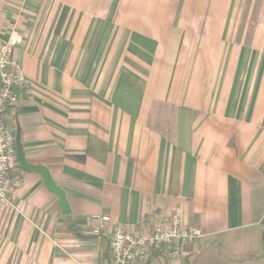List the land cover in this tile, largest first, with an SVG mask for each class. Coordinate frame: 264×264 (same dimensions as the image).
Returning <instances> with one entry per match:
<instances>
[{"label":"crops","instance_id":"0c3cea01","mask_svg":"<svg viewBox=\"0 0 264 264\" xmlns=\"http://www.w3.org/2000/svg\"><path fill=\"white\" fill-rule=\"evenodd\" d=\"M244 6L0 0V45L24 37L15 56L31 85L8 122L71 209L64 215L43 176L18 162L15 210L0 212V264H112L117 227L148 232L172 214L204 237L187 258L145 264H264V102L252 113L250 102L220 101L234 86L196 79L229 76ZM259 18L258 48L264 0ZM94 215L112 219L100 236Z\"/></svg>","mask_w":264,"mask_h":264},{"label":"built area","instance_id":"2783aa9c","mask_svg":"<svg viewBox=\"0 0 264 264\" xmlns=\"http://www.w3.org/2000/svg\"><path fill=\"white\" fill-rule=\"evenodd\" d=\"M24 44L23 36L12 33L0 45V207L6 209L15 208L14 201L21 184L16 173V136L7 116L31 90L30 81L15 56L16 50ZM89 221L95 225L92 234L100 236L112 219L109 215H94ZM203 237L200 228L189 227L178 214L159 218L148 232L117 227L109 241L111 263L145 264L153 254L171 260L184 259L189 256L188 248Z\"/></svg>","mask_w":264,"mask_h":264},{"label":"rangeland","instance_id":"374dc122","mask_svg":"<svg viewBox=\"0 0 264 264\" xmlns=\"http://www.w3.org/2000/svg\"><path fill=\"white\" fill-rule=\"evenodd\" d=\"M244 4L245 11L239 20L240 30L236 41L244 40L245 44L244 46L235 45V60L226 62L224 69L225 71L229 70V76L196 79L201 84H217L221 87L222 85L234 86L233 92L219 94L220 101H234L236 105L240 101L250 102L253 113L256 112L258 102H264V45L258 48V45L253 43L254 34L260 22L262 0H244ZM191 80L192 78L186 77L187 83H190ZM3 211L4 209L0 207V212Z\"/></svg>","mask_w":264,"mask_h":264},{"label":"water","instance_id":"95a60500","mask_svg":"<svg viewBox=\"0 0 264 264\" xmlns=\"http://www.w3.org/2000/svg\"><path fill=\"white\" fill-rule=\"evenodd\" d=\"M16 146H17V156L20 167L26 172L36 173L43 176L44 184L49 192L54 194L59 198L61 209L64 215H70L71 209L67 201L65 192L52 180L51 175L47 168L43 166H34L27 162L24 149L21 143L20 131L16 133Z\"/></svg>","mask_w":264,"mask_h":264}]
</instances>
